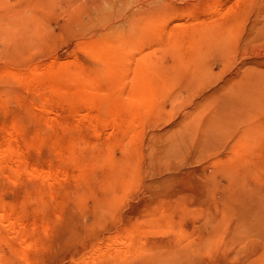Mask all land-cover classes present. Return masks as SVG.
I'll use <instances>...</instances> for the list:
<instances>
[{
	"label": "rangeland",
	"instance_id": "obj_1",
	"mask_svg": "<svg viewBox=\"0 0 264 264\" xmlns=\"http://www.w3.org/2000/svg\"><path fill=\"white\" fill-rule=\"evenodd\" d=\"M0 148L13 264H264V0H0Z\"/></svg>",
	"mask_w": 264,
	"mask_h": 264
},
{
	"label": "bare ground",
	"instance_id": "obj_2",
	"mask_svg": "<svg viewBox=\"0 0 264 264\" xmlns=\"http://www.w3.org/2000/svg\"><path fill=\"white\" fill-rule=\"evenodd\" d=\"M9 70V69H8ZM13 71V70H12ZM139 71V70H138ZM138 71H137V73H138ZM8 72V71H7ZM9 73V72H8ZM14 73V72H13ZM16 73V72H15ZM15 73L13 74V76H16L15 75ZM136 73V74H137ZM9 76H10V73H9ZM12 76V77H13ZM21 76V75H20ZM25 76V75H24ZM11 77V78H12ZM13 79V78H12ZM18 81V80H17ZM63 81V80H62ZM16 82V81H15ZM17 84V83H16ZM141 108V107H140ZM134 110V109H133ZM75 111V110H74ZM77 111V110H76ZM87 113V112H86ZM85 116V115H84ZM88 117H89V115H88ZM82 118H84V117H82ZM91 119L89 120L90 122H92L93 124H96L97 123V118H95V117H93V116H91L90 117ZM78 120V119H77ZM88 120V119H87ZM104 122V121H103ZM100 123H102L101 121H100ZM104 123H106V122H104ZM98 124V123H97ZM104 125V124H103ZM92 127V126H91ZM103 127V126H102ZM14 129H16L15 127H14ZM41 129H43V127L41 128ZM40 129V130H41ZM50 129V128H49ZM92 129V128H91ZM95 129V128H94ZM39 130V129H38ZM39 130V131H40ZM42 131V130H41ZM45 132H46V130H45ZM44 131H43V135L44 134H46ZM98 132V131H97ZM97 132H95V133H97ZM41 135H42V133H40ZM10 135V134H9ZM12 135V134H11ZM42 135V136H43ZM11 137V136H10ZM40 137V136H39ZM45 137V135L43 136V138ZM8 138V137H7ZM6 139V138H5ZM36 139V138H35ZM44 140V139H43ZM72 145V144H71ZM3 147V146H2ZM74 147V146H73ZM13 148V147H12ZM11 148V151L9 150V152H11L12 154L10 155L11 156V160H13V162H14V160L15 159H13L15 156V151H16V149L14 150V148L12 149ZM72 148V147H71ZM3 150L5 151V149L3 148H0V155H1V153L2 154H4L3 153ZM50 150V149H49ZM18 151V150H17ZM72 151V150H71ZM19 152V151H18ZM75 152V151H74ZM6 153H7V150H6ZM50 153V152H49ZM68 153H69V151H68ZM17 155H19L18 153H16ZM70 154V153H69ZM74 154V153H73ZM72 154V155H73ZM8 156H9V154H7ZM16 155V156H17ZM76 155H77V152H76ZM2 156V155H1ZM18 157V156H17ZM74 157V156H73ZM77 157H78V155H77ZM77 157H76V159H77ZM16 158V157H15ZM9 159V158H8ZM75 159V160H76ZM80 159V158H79ZM51 160V159H50ZM69 160H71V159H68L67 161H69ZM74 159H72L71 161H75ZM66 161V162H67ZM80 161H82L81 159H80ZM1 162V161H0ZM11 162V161H10ZM9 162V163H10ZM12 162V163H13ZM62 162V161H61ZM76 162H77V160H76ZM85 162V161H84ZM84 162H83V164H84ZM81 163V162H80ZM79 163V164H80ZM1 164V163H0ZM15 164V163H14ZM50 164V163H49ZM56 165V164H55ZM66 165V164H65ZM1 166V165H0ZM14 167V166H13ZM16 169V168H15ZM14 169V170H15ZM53 170V169H52ZM55 170H56V168H55ZM20 171V170H19ZM26 171V170H25ZM62 171V170H61ZM56 172V171H55ZM19 173V172H18ZM29 174L31 175V176H36V175H38V177L41 179V177H43V175L44 174H49V172H45V171H43V170H37L36 168H34L33 167V169L31 170V171H29ZM28 174V175H29ZM52 174H54V173H52ZM71 174V173H70ZM42 175V176H41ZM55 176H56V173L54 174ZM54 175H53V177L52 178H54V180H55V178L56 177H54ZM9 176V175H8ZM45 176H48V175H45ZM44 176V177H45ZM43 177V179H45ZM60 177H62V176H60ZM28 178L29 179H31L32 177H29L28 176ZM33 178H35V177H33ZM37 178V177H36ZM47 178H49V177H47ZM38 179V178H37ZM39 179V180H40ZM43 179H41V181L43 180ZM47 179H45L44 180V182L46 181ZM34 180H32V182H33ZM50 181H51V179H50ZM50 181H49V184H50ZM43 182V181H42ZM43 182V183H44ZM48 182V181H47ZM41 183V182H40ZM46 183V182H45ZM48 184V183H47ZM34 186V185H33ZM49 186V185H48ZM46 189V188H45ZM48 189H50L49 187L46 189V190H48ZM49 191V190H48ZM48 191L47 192H45V193H48ZM41 193V192H40ZM43 194V193H42ZM53 194V193H52ZM37 195V194H36ZM41 195V194H40ZM36 197V196H35ZM48 198V197H47ZM34 201V200H33ZM36 201H37V198H36ZM54 201V200H53ZM44 202H45V200H44ZM44 202H42L41 204H40V208L43 206V204H44ZM49 202V201H48ZM36 203V202H35ZM2 204V203H1ZM0 204V208L2 209L3 207H1L2 205ZM46 204V203H45ZM48 204V203H47ZM47 204L45 205V206H47ZM42 205V206H41ZM38 208V207H37ZM45 208H47V207H45ZM4 210V209H3ZM3 210H1L0 211V233L2 234L1 235V237H0V246L2 245V246H5V247H7V249L6 250H4V251H6V252H3L4 253V255H3V257H1L0 256V264H13L14 262H10V261H12V260H16V258H18V256H19V254L20 255H22L23 253H25L26 252V238H27V236H29V232H25L24 230V228L23 227H20L19 229H16V227H15V222H12V220H10V216H5L6 215V213H3L4 211ZM42 210V209H41ZM47 210V209H46ZM3 211V212H2ZM1 212H2V214L4 215H2L1 214ZM44 212V211H43ZM55 214V213H54ZM56 216V215H55ZM6 217H9V224H6V225H4L3 223H2V220H4ZM5 221V220H4ZM14 221H15V218H14ZM159 223L161 222V221H158ZM49 224V223H48ZM158 224V223H157ZM159 225V224H158ZM116 239V238H115ZM130 240H131V238H129ZM17 241V242H16ZM118 241H120L121 242V240L120 239H118ZM132 241V240H131ZM143 241V240H142ZM122 242H123V240H122ZM128 242H130V241H128ZM125 243V242H124ZM127 243V242H126ZM131 243V242H130ZM25 244V245H24ZM132 244V243H131ZM123 245V244H122ZM1 246V247H2ZM128 246H130V244L128 245ZM137 246H139V245H137ZM123 247V246H122ZM4 248V247H3ZM116 248V247H115ZM117 249V248H116ZM121 249V248H120ZM123 249V248H122ZM135 250H140V247H138L137 249H135L134 248V251H132V253H134L135 254ZM97 251V250H96ZM99 252V251H98ZM115 252H116V250H115ZM125 252V251H124ZM137 252V251H136ZM132 253H131V255H132ZM15 255V254H17L16 256H15V259H14V257H13V255ZM119 254V253H118ZM10 256H12L13 257V259L10 257ZM128 256V255H127ZM11 259V260H10ZM16 263V262H15Z\"/></svg>",
	"mask_w": 264,
	"mask_h": 264
}]
</instances>
